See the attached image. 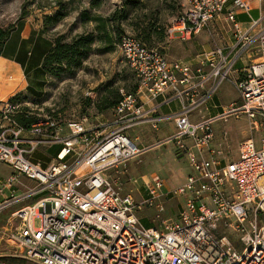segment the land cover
Wrapping results in <instances>:
<instances>
[{
  "label": "built area",
  "instance_id": "2783aa9c",
  "mask_svg": "<svg viewBox=\"0 0 264 264\" xmlns=\"http://www.w3.org/2000/svg\"><path fill=\"white\" fill-rule=\"evenodd\" d=\"M183 1L170 37L199 35L227 8L233 41L186 62L122 35L119 50L138 79L134 92L121 90L111 131L104 133L103 124L89 127L86 118L63 122L52 114L36 116L26 127L17 119L25 113L21 101L1 102L0 161L14 173L0 181V211L34 199L12 213L17 224L10 240L20 248L14 256L28 264H264V133L260 147L247 136L238 158L228 159L214 147L213 131L216 121L245 115L251 134L264 132V26L257 28L264 15H250V27L243 29L236 12L249 13L250 0ZM227 81L237 100L202 114V107L219 109L214 99ZM160 96L165 104L177 101L179 110L145 108ZM166 120L176 130L157 144L172 143L187 157L193 170L184 182L171 188L158 175L145 176L133 191L108 174L154 146L137 144L131 128L150 123L158 129ZM54 144L61 148L48 166L33 159L39 146ZM21 175L36 187L17 196ZM175 199L180 207L170 219L167 203ZM222 227L239 237L221 233ZM0 264L14 263L0 258Z\"/></svg>",
  "mask_w": 264,
  "mask_h": 264
},
{
  "label": "rangeland",
  "instance_id": "374dc122",
  "mask_svg": "<svg viewBox=\"0 0 264 264\" xmlns=\"http://www.w3.org/2000/svg\"><path fill=\"white\" fill-rule=\"evenodd\" d=\"M60 1L62 5H65L64 7L59 4ZM92 1L0 0V28L6 29L12 26L16 29L21 20L23 28L25 27V37H35L36 32L33 31L41 25V38H48L52 43L60 35H65V41H72L79 33L99 35L96 23L82 18L81 12L84 9L91 14H100L105 17L116 14L114 20L109 22V30L114 35L113 40L104 42L97 39L93 43L92 50L82 59L80 65L75 63L53 65L48 72L43 70L40 74V72L31 71L29 74H23L21 78L9 75L15 80L10 94L18 95L23 109L33 112L35 116L43 117L52 114L63 122L86 118L89 127L103 124L104 133L114 129L112 126L114 110L106 108L105 111L100 112L97 105H104L106 101L114 98L120 99L122 89L133 91L138 79L136 72L119 50V40L124 34L138 35L141 28L151 20L159 27L161 37L153 35V40L147 42L146 45L160 49L170 61L193 62L205 50L221 45L229 39V34L224 28H227V23L220 19L210 22L199 35L191 39L184 40L179 37V33L175 37H170L166 31L173 20H176L183 12V0H94V6ZM60 10L67 13L66 17L56 24H49L45 16L55 15ZM37 41L36 45L34 41L29 43V47H26L27 42L24 45L25 51L28 48L32 52L29 56L31 64L40 62L41 50L45 45L44 40L38 39ZM106 45L109 46L108 49L105 48ZM23 87H25L23 90H19ZM237 98L238 93L235 87L227 81L219 88L214 103L219 105L218 110H221ZM168 107L177 108L176 103H171ZM210 111L202 107L200 112L208 115ZM174 125L170 120L160 122L157 130H154L151 124L135 125L128 131V134L133 139L137 135L142 136V141L146 145H153L171 135L176 130ZM213 131L214 147L221 150V155L228 159L238 158L239 145L247 136L252 135L257 146L260 147L264 133L254 130L251 134L245 115H231L220 119L213 124ZM135 141L140 144V141ZM192 170L187 157L179 155L172 143H165L154 144L144 153L126 161L117 170L113 169L108 174L120 176L128 189L136 191V185L141 184L143 177L153 175L160 176L171 188L178 187ZM12 172L14 170L11 166L0 161V180L6 179ZM18 186L20 191L16 193L17 196L24 194L27 189L35 188L36 182L21 175ZM33 201L34 199H31L0 211L1 259L14 264H28L22 258L14 256L16 250L20 248L10 240V234L13 225L17 224L12 217V211ZM179 207L177 199L171 200L167 203L165 214L168 218L174 219ZM146 212L152 216L155 214L153 209H147ZM148 222L149 220H144L147 225ZM35 225H40L39 219L35 220ZM220 232L234 238L239 237L232 230L224 227L220 228ZM236 246L239 245L236 244Z\"/></svg>",
  "mask_w": 264,
  "mask_h": 264
},
{
  "label": "crops",
  "instance_id": "0c3cea01",
  "mask_svg": "<svg viewBox=\"0 0 264 264\" xmlns=\"http://www.w3.org/2000/svg\"><path fill=\"white\" fill-rule=\"evenodd\" d=\"M250 1H251L252 9L249 13L245 12L244 10L243 11L238 10L236 12V17H237L238 21L241 22L243 29H248L250 27L251 17L259 19V17L261 15H264V0H250ZM227 10L228 9L226 8L224 10V12L219 17H217L215 19V20L220 19L223 21L225 20V22L227 23V28L226 27H224V28H225L226 32L229 34V37H228L229 39L221 45L231 43L233 41V36H234L233 26L230 23V21H228L226 19V15L228 12ZM250 15H251V17H250ZM216 22H218V21H216ZM22 24L23 23L20 20L16 29L13 31L11 37L9 38L7 43L5 44L2 56H0V104L2 101L13 97V94H10V91H11L12 87L14 86L13 81H15V80L11 79L9 75L12 74V76H16V78L18 76H19V78H21L23 74H25V73L29 74L31 71H34L35 73L40 72V74H41L42 73V70H41V65H42L41 63L42 62H41V60L43 59L44 55L47 53V51L53 45L52 41L49 40L48 38H45V37L41 38V36H40L41 25L39 28L37 27V29L35 31H33V32H36L35 37H33V36L25 37V34H24L25 27L23 28ZM263 26H264V20L260 23V25L257 28L263 27ZM16 34H17V36L15 37ZM32 37H33V39H32ZM36 39L37 40L38 39L44 40L45 45L43 46V48L41 50L42 55H41L40 62L31 64L29 56H30V54H32V52L30 50H28V48H26V51H27V53H26L24 45L27 42L26 47H29L30 46L29 43H31V41H34V45H36V42H38ZM23 50H24V52H23ZM199 55H201V54H199ZM198 56H197V59H198ZM197 59H195V61ZM195 61H193V62H195ZM37 84L40 85V83H37ZM24 88L25 87H23L22 89H19V90H23ZM33 90L36 91L35 88H33ZM164 101H165V98L163 96H160V97L155 98V99L151 98L149 101H146L145 108L150 109L152 107L157 106L158 107L157 110L159 111V113H163V114L173 113V112L179 110L180 105L177 101L171 102V103H176V107H177L176 109L169 108L168 105H170L171 103L165 104ZM213 104H215V103H213ZM113 110L114 109H112V111ZM210 110H211L210 111L211 113H214L218 109H215L212 106H210ZM146 124H150V123H146ZM140 125H142V124H140ZM175 125H174V127H175ZM158 129H159V127H158ZM175 129H176V127H175ZM154 130H157V129H154ZM134 139L140 141L139 145L145 144L144 141H142L143 140L142 136L137 135L136 138H134ZM154 144L156 145L157 143H154ZM60 148H61V146L58 144L41 145L38 147V149H36V151L33 155V159L36 162L43 164L44 167H46L55 159ZM179 155H181V154H179ZM12 173H14V172H12ZM16 191L18 193L20 191L18 185L16 187ZM12 213H13V211H12ZM148 224L150 225L151 222H148Z\"/></svg>",
  "mask_w": 264,
  "mask_h": 264
},
{
  "label": "trees",
  "instance_id": "16d2710c",
  "mask_svg": "<svg viewBox=\"0 0 264 264\" xmlns=\"http://www.w3.org/2000/svg\"><path fill=\"white\" fill-rule=\"evenodd\" d=\"M71 2V0H69ZM94 0L92 1V4L94 6ZM61 6V1L59 2ZM65 12L58 11L55 15H46L45 19L49 24H56L61 19L66 17ZM82 18L85 20H92L96 23V30L99 31L98 36H94L93 34H80L74 36L72 41H65V35H60L58 38L55 39L53 42V45L51 48L47 51V53L44 55L42 59V65L41 70H46L47 72L50 71V68L53 65H61V64H76L80 65L82 62V59L86 57L90 51L92 50L93 43L99 39L104 42H111L114 38L113 32L109 30V22L114 20L116 17V14L111 17H105L100 14H91L87 9H84L82 12ZM23 17L26 15H22ZM15 28L8 27V28H0V56L3 54V49L5 47V44L11 37L13 31ZM167 32V31H166ZM138 39H140L145 45L147 42H151L153 40V35L157 37H161V33L159 31V27L156 25L154 21H149L147 25L138 32V35L132 34ZM122 37V36H121ZM147 46V45H146ZM105 48H109L108 45H106ZM136 90V87L133 91ZM13 99H18V95L13 96ZM122 95L120 99L114 98L111 101H106L104 105H97V109L100 110V112H103L107 109H114L115 106L119 103L121 100ZM25 113H21L18 115V121L21 124H24L26 127L30 126L31 123L35 122L37 120V117L35 115H27L25 110ZM149 225V224H148ZM147 225V226H148Z\"/></svg>",
  "mask_w": 264,
  "mask_h": 264
},
{
  "label": "bare ground",
  "instance_id": "6f19581e",
  "mask_svg": "<svg viewBox=\"0 0 264 264\" xmlns=\"http://www.w3.org/2000/svg\"><path fill=\"white\" fill-rule=\"evenodd\" d=\"M19 85V84H18ZM16 87V86H15Z\"/></svg>",
  "mask_w": 264,
  "mask_h": 264
}]
</instances>
